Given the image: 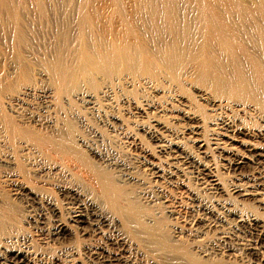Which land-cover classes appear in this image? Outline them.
Wrapping results in <instances>:
<instances>
[{"label":"bare ground","instance_id":"1","mask_svg":"<svg viewBox=\"0 0 264 264\" xmlns=\"http://www.w3.org/2000/svg\"><path fill=\"white\" fill-rule=\"evenodd\" d=\"M138 260L264 264V0H0V264Z\"/></svg>","mask_w":264,"mask_h":264},{"label":"rangeland","instance_id":"2","mask_svg":"<svg viewBox=\"0 0 264 264\" xmlns=\"http://www.w3.org/2000/svg\"><path fill=\"white\" fill-rule=\"evenodd\" d=\"M93 130H95V123H91V126L86 129V133L89 134V136H92ZM98 145L99 146L97 149L100 150V155L105 157L106 159L110 160L111 166H113V162L115 159H121L124 162V164L128 165L126 167V169L131 168V171H134L135 169H137V165L135 163V160L133 159V155L129 154V152L125 153V156L122 154L121 155H115L110 149L103 147L100 144H98ZM94 158L98 159L97 157H94ZM117 166L120 168L125 167L123 164L122 165L120 164ZM144 197H145L144 200L149 202V201L153 200V193L148 192V194L145 195ZM139 261L140 260L137 261V264H144L145 263V262H142V261L139 262Z\"/></svg>","mask_w":264,"mask_h":264}]
</instances>
